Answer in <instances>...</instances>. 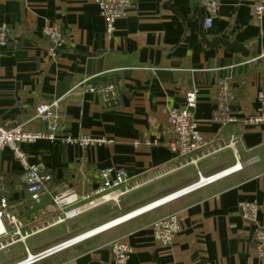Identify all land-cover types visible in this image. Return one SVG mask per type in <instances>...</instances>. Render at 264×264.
<instances>
[{
	"label": "crops",
	"instance_id": "1",
	"mask_svg": "<svg viewBox=\"0 0 264 264\" xmlns=\"http://www.w3.org/2000/svg\"><path fill=\"white\" fill-rule=\"evenodd\" d=\"M130 1L109 37L95 0H0V25L9 30V43L0 46V126L45 132L36 108L58 102L65 118L59 136L112 140L89 146L42 139L22 144L29 162H42L53 176L52 195L73 190L92 196L101 170L123 168L130 178L127 188L158 176L116 210L85 211L83 203L61 210L50 196L31 200L24 170L6 148L0 179L9 190L8 214L20 225L4 219L0 264L22 263L237 167L214 184L34 264H115L111 245L118 240L132 250L127 264H264L255 241L264 227V123H246L261 112L264 93V18L253 15L255 0H221L211 29L202 27L197 0ZM52 26L64 36L54 52L44 35ZM219 39L242 45L248 55L211 46ZM222 82L233 97L228 114L236 119L226 127L214 118ZM109 86L116 96L107 103L101 91ZM192 89L199 90L194 117L209 143L203 152L212 154L168 174L183 159L165 146L170 132L165 109L183 107ZM233 138L237 143L231 147ZM242 202L258 205L256 222L243 218ZM77 208L81 212L71 216ZM172 214L181 229L165 246L154 240L150 225Z\"/></svg>",
	"mask_w": 264,
	"mask_h": 264
},
{
	"label": "built area",
	"instance_id": "2",
	"mask_svg": "<svg viewBox=\"0 0 264 264\" xmlns=\"http://www.w3.org/2000/svg\"><path fill=\"white\" fill-rule=\"evenodd\" d=\"M100 14L105 22L106 34L111 37L115 31L116 22L125 16L127 9L131 6L130 0H95ZM198 6L201 12L204 14V27L211 29L218 14V9L221 5V0H197ZM252 13L259 19L264 18V0H255V4L252 9ZM44 35L49 39L52 49L54 52L59 48L63 41L64 36L61 28L57 26L47 27L44 30ZM9 43V30L7 26L0 25V46H6ZM90 91L94 92V87L90 88ZM105 101L109 103L111 98L116 96L113 86L102 89ZM198 89L190 90L185 97V104L183 107H170L165 109V114L170 125V132L166 136L165 146L170 150L175 158H182L178 164L173 166L167 173H173L184 169L190 165H196L201 159L206 158L212 153L203 152L204 149L209 145L208 141L204 138L200 131V124L194 117V111L198 104ZM259 100L261 102V112L256 116L249 117L246 120L247 124L258 126L264 123V93H260ZM233 102L232 93L229 85L226 82H222L218 87V97L216 102V109L214 118L221 123L223 127L228 124L236 122L235 117L228 114L229 105ZM36 118L46 125L47 130L40 133L26 132L21 125L5 128L0 126V157L2 152L9 148L15 158L21 164L24 175L23 181L26 187V191L30 195V198L34 202H39L44 196H50L56 206L60 207L61 210L69 206L81 204L82 202L90 200L92 197L102 196L107 192L113 190H121L122 188L127 189V185L130 183L126 171L123 168H116L110 170H101L98 173V180L100 181L99 188L93 193L92 196L84 195L80 196L73 190H67L60 195H52V184L53 176L46 170L42 162L32 164L28 160L26 152L21 148L22 144L32 143L36 140H49L51 142H63L67 145H101L110 144L112 140L108 139H93L87 137H72L66 136L61 137L59 133L63 130L65 118L59 110L58 102L52 104H41L36 108ZM237 143L236 139H232L230 146L234 147ZM157 144V143H155ZM213 153H216L214 151ZM241 167L233 168L216 174L214 176L201 179L193 185H190L182 190L171 194L170 196L156 201L157 205L147 210L149 212L163 204H166L175 199L189 195L205 186L216 183L217 181L227 177L232 172L240 170ZM158 178L153 177V179ZM151 179V178H150ZM149 181L150 182H152ZM148 183V181H147ZM137 184V183H135ZM9 190L7 189L3 180L0 179V236L6 233L3 227L4 219L8 217L9 222L14 227H19L14 218L8 214L9 210ZM154 202L153 204H155ZM141 209V208H140ZM139 210V209H138ZM240 210L245 220L250 222L257 221V215L259 212L258 205L256 203L242 202L240 204ZM137 211V210H136ZM81 210L77 208L69 213L71 216L79 214ZM135 212V211H134ZM141 213L137 216H140ZM133 213V212H132ZM131 214V213H130ZM136 216V217H137ZM135 218V217H134ZM117 223L112 224L117 225ZM2 227V230H1ZM112 227V226H111ZM110 227V228H111ZM108 229V228H107ZM106 229V230H107ZM154 240L165 245L170 246L176 235L179 233L180 221L177 214L161 218L152 222L150 225ZM16 233V232H15ZM100 233V232H99ZM98 234V233H97ZM96 234H94L95 236ZM84 235L75 237L73 239L62 242L36 256L29 257L25 261L19 264H34L35 262L48 258L59 252H62L86 239ZM255 241L257 243V252L259 256L264 258V227H260L255 233ZM112 256L115 264H127L131 257L132 250L129 245L123 241L118 240L111 245Z\"/></svg>",
	"mask_w": 264,
	"mask_h": 264
},
{
	"label": "rangeland",
	"instance_id": "3",
	"mask_svg": "<svg viewBox=\"0 0 264 264\" xmlns=\"http://www.w3.org/2000/svg\"><path fill=\"white\" fill-rule=\"evenodd\" d=\"M151 180L152 178H145L143 181L134 184L132 188H122L121 190L117 189L107 192L102 196L92 197L90 200L82 202L86 206L88 205L85 211H90L95 208L102 213L106 211L116 210L118 205L122 202H125L127 201V199H131V197L133 198V196H139L141 193H143L145 188L149 186V181Z\"/></svg>",
	"mask_w": 264,
	"mask_h": 264
},
{
	"label": "bare ground",
	"instance_id": "4",
	"mask_svg": "<svg viewBox=\"0 0 264 264\" xmlns=\"http://www.w3.org/2000/svg\"><path fill=\"white\" fill-rule=\"evenodd\" d=\"M156 205H157V202H156L155 204L152 203V204H150V205H147V206H145V207H143V208H141V209H139V210H137V211L131 213L130 215H128V216H126V217H123V218H121V219H119V220H117V221H114V222H112V223H110V224H108V225L102 226V227H100V228H98V229H96V230H93V231H91V232H89V233H87V234H84L83 238H84V239L90 238V237L94 236V234H97V233H99V232L105 231L107 228H110L111 226H113L112 224H115V223H117V222H118V223H121L120 221H124V220L130 219V218H134V217H136L137 215H139V214H141V213H144V212H146L147 210H150L151 208H153V207L156 206Z\"/></svg>",
	"mask_w": 264,
	"mask_h": 264
},
{
	"label": "water",
	"instance_id": "5",
	"mask_svg": "<svg viewBox=\"0 0 264 264\" xmlns=\"http://www.w3.org/2000/svg\"><path fill=\"white\" fill-rule=\"evenodd\" d=\"M198 9H199V11H201L200 8H198ZM203 26H204V17H202V27ZM217 44H223V45L227 46L230 49V51H232V52L238 51V52H241L245 56L248 55L247 51L245 50V48L242 45H238V44L232 45L230 42H225V41L219 39V40H215L213 42V44H211V46L215 47Z\"/></svg>",
	"mask_w": 264,
	"mask_h": 264
}]
</instances>
